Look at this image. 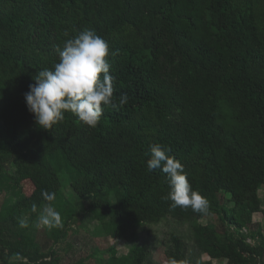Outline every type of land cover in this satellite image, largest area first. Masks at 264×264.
<instances>
[{
  "label": "trees",
  "instance_id": "16d2710c",
  "mask_svg": "<svg viewBox=\"0 0 264 264\" xmlns=\"http://www.w3.org/2000/svg\"><path fill=\"white\" fill-rule=\"evenodd\" d=\"M85 29L107 42L113 99L126 93L128 102L104 106L95 127L65 112L44 129L24 93L37 72L58 62L57 47ZM154 143L183 164L192 189L209 202L207 214L164 199L166 174L147 167ZM62 172L80 200L92 197L87 211L106 236L132 240L147 222L192 219L201 253L225 264H264V235L251 221L264 188V0H0V264L59 262L54 247L82 213L64 198ZM44 190L55 193L62 220L45 227L48 247L32 226L47 206ZM212 214L221 230L199 223ZM169 239L168 260L205 264L179 236ZM106 250L95 262L149 257L138 244L125 255Z\"/></svg>",
  "mask_w": 264,
  "mask_h": 264
},
{
  "label": "clouds",
  "instance_id": "9594fccd",
  "mask_svg": "<svg viewBox=\"0 0 264 264\" xmlns=\"http://www.w3.org/2000/svg\"><path fill=\"white\" fill-rule=\"evenodd\" d=\"M59 60L52 69H43L33 77L34 83L24 93L28 111L34 115L35 123L44 129L64 119L65 112L76 115L89 127H95L104 106L122 107L128 102L126 93L121 94L119 103L113 99V82L110 63L107 60L109 47L107 42L92 29H85L73 38L67 39L63 47H57ZM170 149L160 144L150 145V158L147 160L149 171L160 169L169 184L165 200L171 201L175 209L191 208L193 212L207 214L208 200L198 191L192 189L183 164L169 155ZM47 206L39 214L38 225L48 228L62 227L60 213L51 202L55 193L46 190L41 193ZM32 212L37 206L32 205ZM21 227H27L24 220ZM172 264H175L172 261Z\"/></svg>",
  "mask_w": 264,
  "mask_h": 264
},
{
  "label": "rangeland",
  "instance_id": "374dc122",
  "mask_svg": "<svg viewBox=\"0 0 264 264\" xmlns=\"http://www.w3.org/2000/svg\"><path fill=\"white\" fill-rule=\"evenodd\" d=\"M32 129L29 127L21 129V136L27 135L28 131ZM61 182V191L63 188L64 198L69 204V208L82 211L77 217L78 221L73 224V230L70 229L69 234L62 241L56 244L55 251L59 254L60 260L57 264H72L77 262L80 258H86L88 255L96 252L97 255L92 257L86 264H98L95 262L96 258H106L110 253L106 250L112 246L117 255H125L130 251L133 244L145 246L148 250V258L145 264H172L166 258V251L171 246L170 235L175 234L179 236L184 242V247L188 255L197 257L205 264H225L224 261L218 259H211L204 253H201L197 248L192 234V219H176L171 216H165L156 222H147L138 228L136 237L132 240L117 239L112 236H106L102 229V221L95 220L90 217L87 211L88 205L92 199L91 196L81 199L75 195L70 189V181L68 182L63 172L59 174ZM22 189L25 194H29L32 190V185L29 181L22 183ZM115 194V191H111ZM3 195V194H2ZM3 198V196L1 197ZM0 198V199H1ZM2 203V201H1ZM0 203V205H1ZM81 217L83 219H81ZM39 215L33 220L32 226L37 229L35 236L40 245L48 247L51 244L47 234L46 226L38 225ZM202 225H211L217 230H221L220 224L214 214L198 220ZM251 221L255 223L253 229L261 230L264 235V188L258 191V209L251 214ZM101 222V223H100ZM76 230V231H75ZM242 231H245L244 229ZM251 243L255 241L248 240ZM257 243V242H256ZM259 243V242H258ZM100 256V257H99Z\"/></svg>",
  "mask_w": 264,
  "mask_h": 264
}]
</instances>
